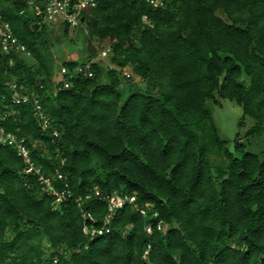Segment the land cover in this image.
Masks as SVG:
<instances>
[{"label":"trees","instance_id":"16d2710c","mask_svg":"<svg viewBox=\"0 0 264 264\" xmlns=\"http://www.w3.org/2000/svg\"><path fill=\"white\" fill-rule=\"evenodd\" d=\"M84 16V53L62 66L91 62L94 73L63 87L49 47L54 23L28 0H0V22L32 53L0 47V126L25 136L49 175L65 157L71 189L55 203L23 172L16 147L0 143V264H264V148L247 150L238 132L235 154L208 104L236 100L256 119L245 135L264 137V0H97ZM61 24L60 41L73 29ZM95 41L108 54L98 56ZM18 91L37 92L47 130L33 99L14 100ZM114 191L135 193L147 213L127 202L110 231L86 233Z\"/></svg>","mask_w":264,"mask_h":264},{"label":"built area","instance_id":"2783aa9c","mask_svg":"<svg viewBox=\"0 0 264 264\" xmlns=\"http://www.w3.org/2000/svg\"><path fill=\"white\" fill-rule=\"evenodd\" d=\"M155 6L164 5L165 0H148ZM28 2L37 10L39 14L44 15V19L54 23V22H65L71 27H76L82 23L81 16L84 15L85 8L88 10L94 5H96L97 0H28ZM0 47L7 53L16 52L24 55L25 57L31 58L32 53L27 48L26 44L21 41L18 36L14 33L11 25L7 21L0 22ZM110 51V46L102 49L101 55H106ZM61 72L63 76V87L70 86V79L75 77L78 73L84 72L87 75H93L94 71L91 68V62L79 63L74 67L70 68L67 65L61 67ZM130 70L126 69L125 73H129ZM14 88L18 87V83L14 82L12 84ZM23 87V85H21ZM33 99L34 101V111L38 119L39 124L43 129L47 130L51 126V119L47 111L45 110L37 92H20L14 96L16 102H26ZM5 115L0 112V118H4ZM54 135L59 136V131L54 129ZM0 143L9 144L16 147L18 154L21 155L26 162L23 172L26 174H34L38 177L39 181L43 184V188L50 194L56 196L55 203L63 201L67 196L71 195V189L69 187V181L67 175L62 169V165L65 163V157L60 159V163L56 166L54 174L49 175L40 165H37L31 157V148L25 136H19L13 131L5 129L4 126H0ZM42 145L41 141H35L34 146ZM55 179H59L62 182V187L58 188L55 185ZM95 194L100 195V190L96 187ZM107 203V211L103 217L102 223L99 227L89 226L88 222L84 224V231L91 234H102L105 231H110L111 222L116 215L119 208L123 207L127 202L132 203L134 207L141 211V213L146 214L147 209L144 206L137 204V196L135 193H119L112 192L104 196ZM154 215H158V212H154ZM84 216L93 221L96 218L93 217L91 213H85ZM158 229H163L167 226L162 218H159L156 222ZM153 225L149 222L146 225V230L151 232ZM166 229V228H165ZM150 246V244H149ZM148 253V248L144 252V257ZM47 264H59V258L54 257L51 262Z\"/></svg>","mask_w":264,"mask_h":264},{"label":"rangeland","instance_id":"374dc122","mask_svg":"<svg viewBox=\"0 0 264 264\" xmlns=\"http://www.w3.org/2000/svg\"><path fill=\"white\" fill-rule=\"evenodd\" d=\"M85 11L87 9L85 8ZM88 30L81 23L74 27L71 31L70 36L62 37L61 41L57 39V34H63V25L61 22H54L52 32H49L50 39L52 40L49 44L51 53L54 55L52 59V66L54 72V78L59 80L62 77L61 67L65 60L69 58H75L83 52L85 47L86 35ZM98 45L99 50L97 55H101L103 45H100L98 41H95ZM48 46V43L44 44ZM105 45V44H104ZM84 53V52H83ZM136 79L139 77L136 75ZM142 84V81L139 80ZM219 99V101H218ZM210 105L215 122L217 123L220 133L223 138L227 140L228 147L235 152V154H241L240 151L235 149V137L238 132L242 135V139L245 141V148L247 150L260 152L264 148V137L261 135L246 136L245 133L256 121L255 117L250 114H243V107L236 100L229 97H219L210 99L208 101ZM243 124L240 125V121ZM218 160L223 159L217 158ZM168 225L165 227L167 228ZM163 227V229H165ZM47 242H43L46 245Z\"/></svg>","mask_w":264,"mask_h":264},{"label":"water","instance_id":"95a60500","mask_svg":"<svg viewBox=\"0 0 264 264\" xmlns=\"http://www.w3.org/2000/svg\"><path fill=\"white\" fill-rule=\"evenodd\" d=\"M81 19H82V21H84V19H85V16H84V15H82V16H81Z\"/></svg>","mask_w":264,"mask_h":264}]
</instances>
